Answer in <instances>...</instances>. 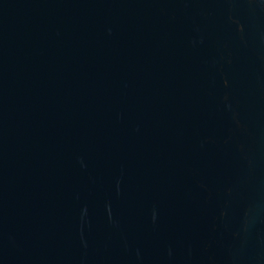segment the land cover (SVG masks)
I'll return each instance as SVG.
<instances>
[{"label": "water", "instance_id": "water-1", "mask_svg": "<svg viewBox=\"0 0 264 264\" xmlns=\"http://www.w3.org/2000/svg\"><path fill=\"white\" fill-rule=\"evenodd\" d=\"M0 264H264V0H0Z\"/></svg>", "mask_w": 264, "mask_h": 264}]
</instances>
